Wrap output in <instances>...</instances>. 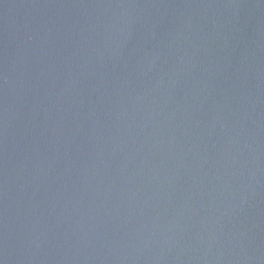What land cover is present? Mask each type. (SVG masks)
<instances>
[{"label":"water","instance_id":"water-1","mask_svg":"<svg viewBox=\"0 0 264 264\" xmlns=\"http://www.w3.org/2000/svg\"><path fill=\"white\" fill-rule=\"evenodd\" d=\"M0 264H264V0H0Z\"/></svg>","mask_w":264,"mask_h":264}]
</instances>
